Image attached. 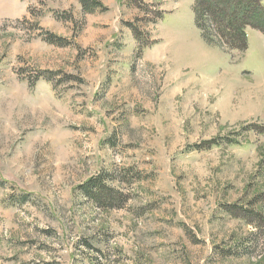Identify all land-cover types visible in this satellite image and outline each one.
Wrapping results in <instances>:
<instances>
[{
	"label": "rangeland",
	"instance_id": "rangeland-1",
	"mask_svg": "<svg viewBox=\"0 0 264 264\" xmlns=\"http://www.w3.org/2000/svg\"><path fill=\"white\" fill-rule=\"evenodd\" d=\"M195 3L0 0V264H264V33Z\"/></svg>",
	"mask_w": 264,
	"mask_h": 264
},
{
	"label": "trees",
	"instance_id": "trees-1",
	"mask_svg": "<svg viewBox=\"0 0 264 264\" xmlns=\"http://www.w3.org/2000/svg\"><path fill=\"white\" fill-rule=\"evenodd\" d=\"M195 19L201 23L207 19L211 25H215L221 40L231 49L244 51L246 49L245 28L251 27L264 33V6L260 5V0H196ZM204 30V28H203ZM96 192L86 185L83 192L92 197L95 201L101 195H105V201L110 199V195L102 193V187L97 185ZM100 199V198H99ZM102 199V198H101Z\"/></svg>",
	"mask_w": 264,
	"mask_h": 264
},
{
	"label": "bare ground",
	"instance_id": "bare-ground-1",
	"mask_svg": "<svg viewBox=\"0 0 264 264\" xmlns=\"http://www.w3.org/2000/svg\"><path fill=\"white\" fill-rule=\"evenodd\" d=\"M207 58V57H206Z\"/></svg>",
	"mask_w": 264,
	"mask_h": 264
}]
</instances>
